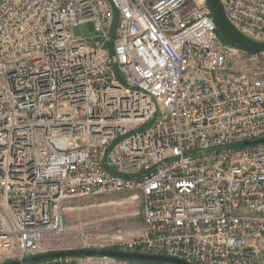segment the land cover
<instances>
[{
    "label": "built area",
    "instance_id": "obj_1",
    "mask_svg": "<svg viewBox=\"0 0 264 264\" xmlns=\"http://www.w3.org/2000/svg\"><path fill=\"white\" fill-rule=\"evenodd\" d=\"M220 3L264 40V0ZM209 10L0 0V264L52 251L44 240L67 231L72 201L127 191L142 199L141 230L109 247L78 224L75 248L264 264V53L229 48ZM40 264L149 262L92 253Z\"/></svg>",
    "mask_w": 264,
    "mask_h": 264
},
{
    "label": "rangeland",
    "instance_id": "obj_2",
    "mask_svg": "<svg viewBox=\"0 0 264 264\" xmlns=\"http://www.w3.org/2000/svg\"><path fill=\"white\" fill-rule=\"evenodd\" d=\"M111 26L110 35L114 39L118 27V15ZM88 31L94 29L91 22L87 24ZM106 47L112 48L113 41H109ZM118 80L123 81L122 76L115 67ZM158 113L150 121L142 125L139 130H145L154 122ZM235 149L243 147L241 144L232 146ZM104 167L114 175L121 176L115 168L109 167L104 163ZM142 199L134 192L112 193L109 195L93 197L81 201H72L65 209V220L67 231L63 234L49 235L44 240L45 247L50 250L75 248L79 244L75 241V226L82 224L83 227L101 238L100 241L105 246H115L114 243L119 239L121 241L136 235L142 228ZM46 259L34 261L32 264H40ZM149 264H168L164 262H151Z\"/></svg>",
    "mask_w": 264,
    "mask_h": 264
},
{
    "label": "water",
    "instance_id": "obj_3",
    "mask_svg": "<svg viewBox=\"0 0 264 264\" xmlns=\"http://www.w3.org/2000/svg\"><path fill=\"white\" fill-rule=\"evenodd\" d=\"M211 11V17L213 24H215L219 36L222 37L223 43L229 46V48L242 51L248 54H261L264 53V40L252 39L248 36L243 35L226 17L220 0H206ZM109 254L117 257L131 258L143 261L151 262H164L168 264H189L184 260L176 257H170L165 255H153L136 252H124L114 249H84V248H65L59 250H53L40 255H35L30 258H26L25 262H34L42 259H52L59 257L77 256L81 254ZM3 264H20V261H12Z\"/></svg>",
    "mask_w": 264,
    "mask_h": 264
},
{
    "label": "trees",
    "instance_id": "obj_4",
    "mask_svg": "<svg viewBox=\"0 0 264 264\" xmlns=\"http://www.w3.org/2000/svg\"><path fill=\"white\" fill-rule=\"evenodd\" d=\"M221 39H222V37H221ZM146 262H148V261H146ZM146 262H145V263H146Z\"/></svg>",
    "mask_w": 264,
    "mask_h": 264
}]
</instances>
